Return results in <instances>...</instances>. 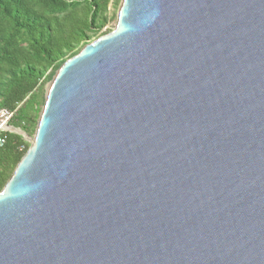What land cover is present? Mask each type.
Returning <instances> with one entry per match:
<instances>
[{
  "label": "water",
  "instance_id": "1",
  "mask_svg": "<svg viewBox=\"0 0 264 264\" xmlns=\"http://www.w3.org/2000/svg\"><path fill=\"white\" fill-rule=\"evenodd\" d=\"M115 18L11 126L0 264H264V0Z\"/></svg>",
  "mask_w": 264,
  "mask_h": 264
},
{
  "label": "trees",
  "instance_id": "2",
  "mask_svg": "<svg viewBox=\"0 0 264 264\" xmlns=\"http://www.w3.org/2000/svg\"><path fill=\"white\" fill-rule=\"evenodd\" d=\"M108 1L0 0V109L15 110L12 126L33 134L38 118L33 93L41 77L51 69V79L97 35L104 25L99 15ZM5 138L0 146V190L29 146L15 133L7 132Z\"/></svg>",
  "mask_w": 264,
  "mask_h": 264
},
{
  "label": "rangeland",
  "instance_id": "3",
  "mask_svg": "<svg viewBox=\"0 0 264 264\" xmlns=\"http://www.w3.org/2000/svg\"><path fill=\"white\" fill-rule=\"evenodd\" d=\"M119 2H120V0H109L108 1L106 8H105V11L102 12L101 15H99V20H101V21L104 20V25L98 31L97 35H95V34L92 35V38L90 39L91 41L94 40L95 38H97L98 35H102L108 31H110L114 27L115 19H116L115 16H116V12L118 9ZM50 70L51 69L46 70L44 75L41 77L37 88L35 89V91L33 93V105L35 107H37V109H38V113H36L37 116L39 115L40 110H41L42 105H43V102H44V95H45L46 87L48 86V84L51 80V79H47V76L50 73ZM31 112H32V110H31ZM10 124H11V121H10ZM30 136H32V134H30Z\"/></svg>",
  "mask_w": 264,
  "mask_h": 264
},
{
  "label": "built area",
  "instance_id": "4",
  "mask_svg": "<svg viewBox=\"0 0 264 264\" xmlns=\"http://www.w3.org/2000/svg\"><path fill=\"white\" fill-rule=\"evenodd\" d=\"M15 115V110L0 109V146L5 143V134L11 132L10 121ZM12 133V132H11Z\"/></svg>",
  "mask_w": 264,
  "mask_h": 264
}]
</instances>
